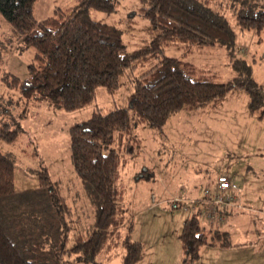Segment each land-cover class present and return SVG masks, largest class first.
<instances>
[{"label": "trees", "instance_id": "obj_1", "mask_svg": "<svg viewBox=\"0 0 264 264\" xmlns=\"http://www.w3.org/2000/svg\"><path fill=\"white\" fill-rule=\"evenodd\" d=\"M246 1L251 5L236 11L235 26L264 38V9L256 8L255 0ZM37 2L0 0L1 19L21 49L33 51L24 80L12 75L9 81L4 79L9 90L18 92L19 101H44L70 113L90 105L96 89L113 95L127 72L147 70L132 77L129 116L117 107L107 113L96 108L67 131L73 173L95 210L85 238L76 235L71 240L69 209L45 169L38 173L35 188L15 191V155L0 153V264H101L97 259L117 248L123 251L120 264H139L143 247L130 239L132 222L125 220L122 190L117 186L123 155H131L139 144L134 128L143 124L161 135L165 122L178 111L213 110L228 94L240 91L247 95L249 115L264 120V89L253 80L251 64L236 56V35L211 6L213 0H139L140 15L153 36L131 53L125 51L118 28L89 17V11L114 13L118 0H74L73 7L55 8L44 19L34 14ZM178 44L222 48L234 78L215 83L192 64L162 55L163 47ZM21 134L18 124L1 119L0 141L13 145ZM151 176L145 170L136 179ZM237 199L236 194L233 202ZM195 205L206 206L201 196ZM229 208L187 212L178 234V264H194L203 246H231L228 234L215 226L224 223ZM215 216L222 222L214 221ZM200 218L208 227L201 226Z\"/></svg>", "mask_w": 264, "mask_h": 264}, {"label": "rangeland", "instance_id": "obj_2", "mask_svg": "<svg viewBox=\"0 0 264 264\" xmlns=\"http://www.w3.org/2000/svg\"><path fill=\"white\" fill-rule=\"evenodd\" d=\"M254 4L264 9V0H255ZM73 5L74 0H38L34 14L37 19H44L55 8L65 10ZM250 5L246 0H213L211 3L236 35V56L251 64L253 80L264 89V38L235 26L236 11L240 6ZM139 8V0H118L114 13L89 11V17L118 28L125 51L131 53L146 45L153 36ZM162 55L192 64L203 74L212 76L215 83L230 82L235 76L224 50L219 47L178 44L163 47ZM32 56V49L22 50L20 42L0 17V121L3 118L22 129L13 145L0 141V153L15 155V191L35 188L38 173L45 169L69 209L67 219L74 228L71 240L76 235L85 238L95 210L73 173L67 131L88 119L96 108L107 113L117 107L126 110L129 116L132 77L147 67L122 76L113 95L98 88L90 105L66 113L51 108L44 101H19L18 92L5 85L10 79L8 75L20 81L26 78V66L32 63ZM247 103V95L240 91L228 94L213 110L178 111L165 122L161 135L143 124L134 128V139L139 144L131 155H123L117 186L122 190L125 220L132 222L130 239L143 247L139 264H174L177 260L179 263L178 234L185 213L194 210V199L200 198L206 185L220 175L229 178L244 207L239 216L219 227L220 231L228 233L234 245L227 248L203 246L194 264H264V120L249 115ZM145 170L151 172V178L136 179ZM171 198L184 200L180 210L169 208ZM186 199L189 200L186 202ZM199 222L208 227L203 218ZM122 253V249L117 248L97 261L120 264Z\"/></svg>", "mask_w": 264, "mask_h": 264}, {"label": "built area", "instance_id": "obj_3", "mask_svg": "<svg viewBox=\"0 0 264 264\" xmlns=\"http://www.w3.org/2000/svg\"><path fill=\"white\" fill-rule=\"evenodd\" d=\"M234 199H236V190L234 186L230 182L229 178L220 175L206 189L204 188L202 190L201 201L203 205L206 206H204L203 208V206L196 205L194 209H209V211H214L227 208L234 203ZM168 203L171 209H181L180 207L183 206L184 200L179 198H172ZM214 221L220 223L222 222V217L215 216Z\"/></svg>", "mask_w": 264, "mask_h": 264}, {"label": "crops", "instance_id": "obj_4", "mask_svg": "<svg viewBox=\"0 0 264 264\" xmlns=\"http://www.w3.org/2000/svg\"><path fill=\"white\" fill-rule=\"evenodd\" d=\"M41 9H37V11L39 12ZM209 184H211V182L209 183ZM236 190V189H235ZM172 199V198H171ZM187 200H189V199H186V202H187ZM194 200H198V198L197 199H194ZM196 206V205H195ZM194 206V207H195ZM244 210V207H243V205L241 204V201L239 200V198L230 206V208L227 210V213H226V216H225V221H224V223H227L228 222V220L229 219H231L232 217H237V216H239V214H240V212L241 211H243ZM252 212H255V211H252ZM256 213H259V212H256ZM187 213H185V215H186ZM224 223H222V224H224ZM222 224H217V225H215V226H218V229H219V227H220V225H222ZM212 226H214V224H211ZM228 234V233H227ZM228 237H229V235H228ZM230 241V240H229ZM232 245H234V243H231V246ZM236 245H241V244H238V243H236ZM230 246V247H231ZM174 264H178V260L177 261H175V263Z\"/></svg>", "mask_w": 264, "mask_h": 264}]
</instances>
